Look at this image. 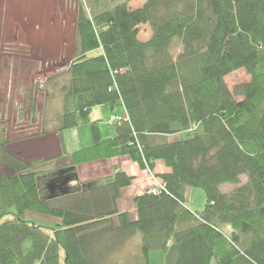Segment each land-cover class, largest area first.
<instances>
[{
    "label": "trees",
    "instance_id": "1",
    "mask_svg": "<svg viewBox=\"0 0 264 264\" xmlns=\"http://www.w3.org/2000/svg\"><path fill=\"white\" fill-rule=\"evenodd\" d=\"M79 4L54 131L89 124L93 144L74 151L72 165L44 170L47 160L7 148L0 121V264H107L137 233L125 264H151L156 251L165 264H264V0ZM239 69L250 80L232 89L226 76ZM97 106L128 117L113 122L116 136L103 137ZM121 155L151 171L157 160L168 167L163 189L136 195L135 220L118 207L134 176L82 182L77 173L79 163ZM194 188L201 208L189 204ZM27 211L58 222L36 225Z\"/></svg>",
    "mask_w": 264,
    "mask_h": 264
},
{
    "label": "rangeland",
    "instance_id": "2",
    "mask_svg": "<svg viewBox=\"0 0 264 264\" xmlns=\"http://www.w3.org/2000/svg\"><path fill=\"white\" fill-rule=\"evenodd\" d=\"M124 1L111 0L114 4ZM128 2L135 9L145 0ZM79 3L80 0H0V121L5 122L11 140L8 145L43 136L48 132L42 133V129L58 125L64 108L62 87L68 81V67L73 59ZM152 34L150 24L140 25L141 40H149ZM181 49L175 47L172 54L178 55ZM226 80L233 89L238 82L248 80V73L239 69ZM2 169L11 171L5 164ZM161 185L159 181L150 190ZM193 193L189 204L199 208L204 200L203 190L194 188ZM10 217L11 214L5 215L3 221ZM25 218L46 228L58 222L50 215L33 211H27ZM141 240V233H137L107 264L129 262ZM150 258L151 264H165L162 251L152 252Z\"/></svg>",
    "mask_w": 264,
    "mask_h": 264
},
{
    "label": "crops",
    "instance_id": "3",
    "mask_svg": "<svg viewBox=\"0 0 264 264\" xmlns=\"http://www.w3.org/2000/svg\"><path fill=\"white\" fill-rule=\"evenodd\" d=\"M249 80L250 75L248 74L247 81ZM92 111V119L100 118L99 122L103 137L110 138L116 136L115 125L110 121L113 113L103 111L101 106L93 108ZM56 127L57 125L54 129ZM54 129H49L51 131L45 133L43 136L37 135L34 138H31V136L30 138L13 142V144L10 143V145H7V148L22 159L30 161L47 159L41 168L44 170H56L57 168L72 165L71 154L74 151L93 144V135L89 124L66 129L61 134L57 130L54 131ZM117 170H124L128 175L134 176L131 184L123 187L120 199L118 200V207L121 212L127 211L130 218L135 220L138 218L137 207L135 206L136 195L150 191L155 184L159 181L161 182L162 179L159 174L165 173L168 167L162 160H157L154 170L151 171L148 168H142L129 155L102 158L77 165L78 177L83 182L104 180L111 177ZM243 179L246 180V177L243 176ZM233 187V185L225 186L223 190L230 191ZM189 194L191 195L192 193Z\"/></svg>",
    "mask_w": 264,
    "mask_h": 264
},
{
    "label": "built area",
    "instance_id": "4",
    "mask_svg": "<svg viewBox=\"0 0 264 264\" xmlns=\"http://www.w3.org/2000/svg\"><path fill=\"white\" fill-rule=\"evenodd\" d=\"M122 119L127 120L128 117H127V116H126V117H123V116H121V115H119V114H115V115L112 116V118H111L110 121H112V123H113V122H115V121H120V120H122ZM163 188H164V184L162 183L161 186H159L158 188H155V189H153V190H151V191L155 193V192L158 191L159 189H163Z\"/></svg>",
    "mask_w": 264,
    "mask_h": 264
},
{
    "label": "water",
    "instance_id": "5",
    "mask_svg": "<svg viewBox=\"0 0 264 264\" xmlns=\"http://www.w3.org/2000/svg\"><path fill=\"white\" fill-rule=\"evenodd\" d=\"M67 182H68V181L65 180V181L62 182V184H66ZM51 186H54V185H51Z\"/></svg>",
    "mask_w": 264,
    "mask_h": 264
}]
</instances>
